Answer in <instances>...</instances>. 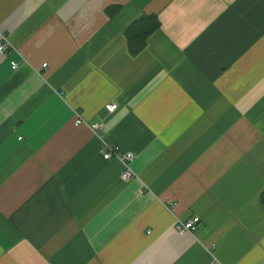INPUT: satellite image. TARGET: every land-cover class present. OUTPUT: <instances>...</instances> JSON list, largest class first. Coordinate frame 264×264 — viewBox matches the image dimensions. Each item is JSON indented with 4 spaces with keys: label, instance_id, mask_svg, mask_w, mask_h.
Instances as JSON below:
<instances>
[{
    "label": "crops",
    "instance_id": "crops-1",
    "mask_svg": "<svg viewBox=\"0 0 264 264\" xmlns=\"http://www.w3.org/2000/svg\"><path fill=\"white\" fill-rule=\"evenodd\" d=\"M0 43V264H264V0H0Z\"/></svg>",
    "mask_w": 264,
    "mask_h": 264
},
{
    "label": "built area",
    "instance_id": "built-area-1",
    "mask_svg": "<svg viewBox=\"0 0 264 264\" xmlns=\"http://www.w3.org/2000/svg\"><path fill=\"white\" fill-rule=\"evenodd\" d=\"M7 49H8V47L4 43H0V55L6 54V52L8 51ZM45 66H46V63H43L41 65V67H45ZM11 67L13 69L17 68L18 67L17 62L12 61ZM116 108H117V105L114 102H110V103L105 104V109L108 112H113ZM74 123L76 125H79V124L85 123V121L82 117H80V115L76 114V117L74 118ZM90 126H91L93 132L96 134L99 130H101V124L99 122H94ZM101 155H102V158L105 160H108L112 157H115V158L120 160L121 165H122V169L120 171V177L123 180L128 181L134 175V172L132 171V169L130 167V163L133 159V153L132 152L122 151L119 148V146L111 145V146H107L106 148L105 147L102 148ZM200 220L201 219L199 216H194V217H191V218L185 219V220H178L174 223V229L180 234L185 233V232H194L196 230L197 226L199 225ZM214 264H221V263L216 261V262H214Z\"/></svg>",
    "mask_w": 264,
    "mask_h": 264
},
{
    "label": "trees",
    "instance_id": "trees-1",
    "mask_svg": "<svg viewBox=\"0 0 264 264\" xmlns=\"http://www.w3.org/2000/svg\"><path fill=\"white\" fill-rule=\"evenodd\" d=\"M157 27L158 20L154 14H146L133 21L125 31L130 52H138L144 46L146 37Z\"/></svg>",
    "mask_w": 264,
    "mask_h": 264
}]
</instances>
